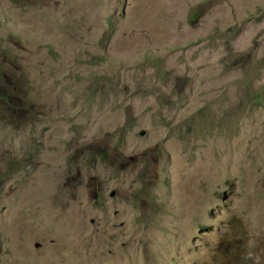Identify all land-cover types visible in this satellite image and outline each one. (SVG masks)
<instances>
[{"label":"rangeland","instance_id":"374dc122","mask_svg":"<svg viewBox=\"0 0 264 264\" xmlns=\"http://www.w3.org/2000/svg\"><path fill=\"white\" fill-rule=\"evenodd\" d=\"M49 1L0 0V264H264V0Z\"/></svg>","mask_w":264,"mask_h":264},{"label":"clouds","instance_id":"9594fccd","mask_svg":"<svg viewBox=\"0 0 264 264\" xmlns=\"http://www.w3.org/2000/svg\"><path fill=\"white\" fill-rule=\"evenodd\" d=\"M56 1L57 0H50L49 1L48 5L43 10V12L41 14V17H43L46 20H53V19L47 18V16H51V15L52 16H55V15L58 16V7L56 6ZM197 17H199V16H196V18ZM239 63L240 62H236L235 64H233V68L230 69V72H232V70L234 68H237L239 66ZM246 79L247 78L244 79L245 86L254 85L256 83V80H250L249 79V80L245 81ZM23 82H24V93L22 94V97H23V104H22V106L26 109L27 108V103L25 102L24 98H25V93L28 91L27 90L28 81H27V79L23 78ZM245 90H246V87H245ZM15 100L20 103L21 102V96L17 97ZM33 112H34V109H33L32 113H30V115H32ZM18 117H19V113H15V114H13V118L11 119V122L10 123L0 122V125H3L4 127L12 126L15 122H18ZM113 166H114V168H116L117 164H113ZM126 166L128 167L129 166V163H127ZM8 172L9 171L7 170L6 174H9ZM4 187H5V182L2 180V177H0V193L3 191ZM114 194H116V191H114V190H112V191L109 192V196H111V197L114 196ZM94 197L96 199H99V200L105 202L106 203V208L109 211H111L113 215H116L117 216L119 214V212H120L119 209L114 208V207H108L109 203H107L105 196L102 194L101 187H98L95 190ZM227 197H228L227 192L224 191L223 199L226 200ZM102 211H104V210H102ZM116 226H122V224L119 223V224H116ZM180 228H187V227H186V225H184V226L181 225ZM183 235L185 236L184 233H183ZM231 247H234L235 249H239L240 248V245L238 243H232L231 244ZM168 251H171V248L169 246V243H168ZM240 264H249V259L247 257H244L243 259H241V263Z\"/></svg>","mask_w":264,"mask_h":264},{"label":"trees","instance_id":"16d2710c","mask_svg":"<svg viewBox=\"0 0 264 264\" xmlns=\"http://www.w3.org/2000/svg\"><path fill=\"white\" fill-rule=\"evenodd\" d=\"M9 88V91L2 92L0 91V96L7 98V103L4 104L8 106L10 113H4L0 110V122L10 123L11 119L13 118V114L19 113L22 114L23 118L27 116V110L22 106L23 104V97L22 94L24 93V82L23 77H21L18 81H16L12 85H6ZM12 93L15 96H21V102H17L13 99L10 95ZM28 97V91L25 93V102ZM27 103V102H26Z\"/></svg>","mask_w":264,"mask_h":264}]
</instances>
